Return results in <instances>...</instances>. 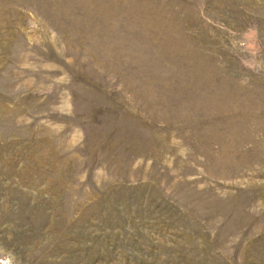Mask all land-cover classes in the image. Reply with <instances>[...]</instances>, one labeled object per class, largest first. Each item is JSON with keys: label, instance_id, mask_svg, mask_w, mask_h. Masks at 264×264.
Here are the masks:
<instances>
[{"label": "rangeland", "instance_id": "1", "mask_svg": "<svg viewBox=\"0 0 264 264\" xmlns=\"http://www.w3.org/2000/svg\"><path fill=\"white\" fill-rule=\"evenodd\" d=\"M0 264H264V0H0Z\"/></svg>", "mask_w": 264, "mask_h": 264}]
</instances>
